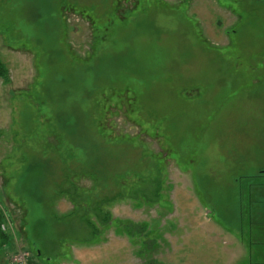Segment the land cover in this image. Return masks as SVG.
Wrapping results in <instances>:
<instances>
[{"label":"rangeland","instance_id":"obj_1","mask_svg":"<svg viewBox=\"0 0 264 264\" xmlns=\"http://www.w3.org/2000/svg\"><path fill=\"white\" fill-rule=\"evenodd\" d=\"M0 57V264H256L264 0H0Z\"/></svg>","mask_w":264,"mask_h":264},{"label":"trees","instance_id":"obj_2","mask_svg":"<svg viewBox=\"0 0 264 264\" xmlns=\"http://www.w3.org/2000/svg\"><path fill=\"white\" fill-rule=\"evenodd\" d=\"M120 6H122V5H120ZM0 77L4 78L5 80L8 79V67L6 66V63L2 60L1 57H0ZM257 183H259V182H255V183L250 182V184L247 185L246 190L248 191V189L252 185L257 184ZM152 185H154V187H155V188L154 187L152 188L155 193L153 194V196H151V195L150 196L152 198L155 197L154 200L158 201L159 191L161 190V188L159 187V181L154 182V184L152 182ZM76 189H77V187H74L73 191L71 193L69 192L71 201L75 205L74 210L70 211L68 214L63 215L60 218L56 217V215H54V216L57 218V220L59 222L67 220L73 216H78L79 220L85 222L90 227V231H91L90 235H93V236L99 235L100 236V228L98 227V225L109 227L110 224L117 221V219L113 218L110 211H105V209H104L105 204L109 203L108 200L106 199V200H104V202L102 201L94 207L93 205H90V203H89V201H87V199L82 200L81 199V193H79ZM60 191H62L61 193H66L63 190H60ZM139 192H140L139 189L134 192V194L137 196V199L139 196ZM141 192H143V194H144V190H141ZM61 193H59L58 195H60ZM55 194H57V192ZM149 194H151V193H149ZM144 196H145L144 198L151 200V198L148 196V194H144ZM249 196H250V194L248 192V198H249ZM54 199H56V197ZM81 211H83L82 214H80ZM243 211H244V214H246V219H248L250 221V218L252 215L250 207H248V206L244 207ZM54 214H55V212H54ZM94 218H95V220H93ZM4 221H5V214H4L3 209L0 206V248H2V246H4L11 238L10 234L5 233L1 230V225L4 223ZM38 221L42 222L43 220H38ZM241 222H242V220H241ZM244 223L242 222V225H241L242 234L244 232V228L247 227L250 229V225L249 224L247 225L246 223L245 224ZM147 226H148V224L145 223V225H141V226L139 225V229H138L136 227L135 223H132L130 221H128V222L120 221V222H118V232L120 234L125 233V234L129 235L130 237L131 236L133 237L136 235L142 237L143 232H147V231L149 232V230L146 229ZM38 232L41 235L42 232H41V230H39V227H38ZM250 236H252V234L249 231V237ZM92 239H93V241H95L96 237L95 238L92 237ZM39 250H41V249H39ZM39 250L37 251V254H36L37 256L41 254V252Z\"/></svg>","mask_w":264,"mask_h":264},{"label":"crops","instance_id":"obj_3","mask_svg":"<svg viewBox=\"0 0 264 264\" xmlns=\"http://www.w3.org/2000/svg\"><path fill=\"white\" fill-rule=\"evenodd\" d=\"M254 231V229H252ZM252 234V233H251ZM256 237L260 236L259 239L261 240V242H254L252 240L251 244L248 245L250 247L249 249L252 250L253 252V258L255 259L254 263L256 264H264V226L261 229L260 235H254ZM256 240V239H254ZM258 240V239H257Z\"/></svg>","mask_w":264,"mask_h":264},{"label":"built area","instance_id":"obj_4","mask_svg":"<svg viewBox=\"0 0 264 264\" xmlns=\"http://www.w3.org/2000/svg\"><path fill=\"white\" fill-rule=\"evenodd\" d=\"M2 229L6 228V225L3 223L1 226ZM12 257L11 264H31L29 262L30 255L26 251L20 249L17 252L10 255ZM18 259V260H17Z\"/></svg>","mask_w":264,"mask_h":264}]
</instances>
